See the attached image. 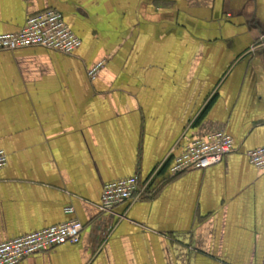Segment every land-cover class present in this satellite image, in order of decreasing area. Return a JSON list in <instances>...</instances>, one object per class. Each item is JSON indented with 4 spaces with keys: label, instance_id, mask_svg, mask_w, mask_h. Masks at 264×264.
I'll list each match as a JSON object with an SVG mask.
<instances>
[{
    "label": "crops",
    "instance_id": "obj_1",
    "mask_svg": "<svg viewBox=\"0 0 264 264\" xmlns=\"http://www.w3.org/2000/svg\"><path fill=\"white\" fill-rule=\"evenodd\" d=\"M47 10L81 45L0 52V243L76 220L78 244L21 264H264V170L245 156L264 147V0H0V34ZM217 129L234 152L167 177ZM155 171L100 217L106 184Z\"/></svg>",
    "mask_w": 264,
    "mask_h": 264
},
{
    "label": "built area",
    "instance_id": "obj_2",
    "mask_svg": "<svg viewBox=\"0 0 264 264\" xmlns=\"http://www.w3.org/2000/svg\"><path fill=\"white\" fill-rule=\"evenodd\" d=\"M80 45L79 38L64 21L62 14L55 10L29 17L15 33L0 34V52L42 48L72 56ZM103 67L104 62L92 66L87 73L89 79L94 80ZM234 150V141L225 131L217 129L204 132L190 141L173 159L167 169V177L214 167ZM245 156L252 166L264 170V147L247 151ZM7 162L6 153L0 150V170L7 166ZM157 172L146 181H141L135 175L106 184L97 207L100 217L114 220L118 218L115 211L119 206L144 199ZM83 230L84 226L73 220L0 243V264H21L61 246L78 244Z\"/></svg>",
    "mask_w": 264,
    "mask_h": 264
}]
</instances>
